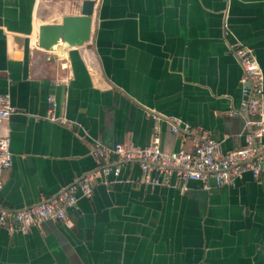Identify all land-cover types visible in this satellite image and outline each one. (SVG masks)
<instances>
[{
	"label": "crops",
	"instance_id": "1",
	"mask_svg": "<svg viewBox=\"0 0 264 264\" xmlns=\"http://www.w3.org/2000/svg\"><path fill=\"white\" fill-rule=\"evenodd\" d=\"M68 1L0 0V96L15 108L2 126L13 159L0 208L36 204L89 174L93 193L62 221L0 226V264H264V170L206 188L152 168L146 182L138 162L109 153L154 137L169 152L202 132L223 151L242 146L231 45L253 48L264 76V0H94L88 42L40 48L38 27L60 23ZM105 164L118 173L103 174Z\"/></svg>",
	"mask_w": 264,
	"mask_h": 264
},
{
	"label": "built area",
	"instance_id": "2",
	"mask_svg": "<svg viewBox=\"0 0 264 264\" xmlns=\"http://www.w3.org/2000/svg\"><path fill=\"white\" fill-rule=\"evenodd\" d=\"M231 51L241 67V99L238 112L244 116V144L238 148L223 151L221 142L208 132H202L193 138L192 146L169 152L163 150L158 137L144 147H131L116 142L109 149L119 164L120 161L138 162L143 170V180L152 182L149 172L152 168L159 172L173 171L182 184L188 180H201L208 188L212 179L216 186L232 185L244 171L250 170L256 177L264 170V76L253 48L242 42L231 45ZM15 111L7 95L0 96V189L3 175L10 168L13 153L9 139L2 133V126ZM174 122L172 130L179 131ZM188 126L184 130H188ZM93 154L106 157L100 144H95ZM102 165L103 174L118 173L119 165ZM94 174L78 178L62 189L58 194L40 202L16 210L0 208V226L8 232L26 231L39 226L45 220L62 221L68 209L75 208L80 197L88 198L93 193Z\"/></svg>",
	"mask_w": 264,
	"mask_h": 264
},
{
	"label": "water",
	"instance_id": "3",
	"mask_svg": "<svg viewBox=\"0 0 264 264\" xmlns=\"http://www.w3.org/2000/svg\"><path fill=\"white\" fill-rule=\"evenodd\" d=\"M94 0H69L60 23L41 24L38 27V46L49 50L63 43L68 47L81 46L91 38ZM179 141L174 151L179 149Z\"/></svg>",
	"mask_w": 264,
	"mask_h": 264
}]
</instances>
